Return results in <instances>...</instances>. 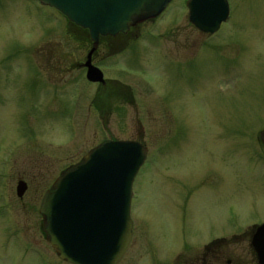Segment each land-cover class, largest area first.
I'll return each instance as SVG.
<instances>
[{"label": "rangeland", "instance_id": "1", "mask_svg": "<svg viewBox=\"0 0 264 264\" xmlns=\"http://www.w3.org/2000/svg\"><path fill=\"white\" fill-rule=\"evenodd\" d=\"M188 1L103 43L100 90L87 33L37 0H0V264H68L44 236L42 199L115 140L149 150L121 264H202L220 239L249 252L238 245L264 225V0H229L215 36L190 25Z\"/></svg>", "mask_w": 264, "mask_h": 264}, {"label": "water", "instance_id": "2", "mask_svg": "<svg viewBox=\"0 0 264 264\" xmlns=\"http://www.w3.org/2000/svg\"><path fill=\"white\" fill-rule=\"evenodd\" d=\"M70 23L87 30L93 49L84 67L87 80L104 85L103 72L92 63L101 38L127 34L131 28L160 17L173 0H38ZM189 22L205 35L217 34L231 16L228 0H190ZM264 141V131L261 134ZM135 141H112L90 152L65 172L42 201L53 249L69 264H119L133 238L131 217L134 183L148 158ZM27 183L20 181L23 199ZM254 249L264 264V225L256 230Z\"/></svg>", "mask_w": 264, "mask_h": 264}, {"label": "flooded vegetation", "instance_id": "3", "mask_svg": "<svg viewBox=\"0 0 264 264\" xmlns=\"http://www.w3.org/2000/svg\"><path fill=\"white\" fill-rule=\"evenodd\" d=\"M147 23H150V22H146V23L138 25L137 27L132 28L127 34H120L116 37L101 38L100 44L97 47L95 53L93 54L92 61H94L95 58L98 56L99 51H100L99 49L103 45L104 42H109V43L110 42H116V44H117V41L129 39V38H131L132 33L134 31L138 30L141 26H143L144 24H147ZM83 32L87 33L88 38L90 40L88 32H86V31H83ZM204 36H206V35H204ZM135 38L138 39L139 35L135 36ZM107 85H108V82H106L104 85H97V86L99 87L100 90H102L103 88H106ZM259 143L261 144L263 152H264V141L262 139H260ZM42 224L44 226V236L48 239L47 222L43 216H42ZM258 227L259 226L252 227L253 233H252V237H251L250 241L249 240H241V242H244L246 244H239L238 245V247H240V246H246L248 244L247 247H248L249 252H247V249H242V248L234 250L233 248H231L232 245H230L229 240H226V239L215 240L209 244L204 245L205 255H204V260L202 261V264H259L258 256H257V253L254 249V236L256 234V230L258 229ZM135 235H136V231H135V227H134L133 239H132L131 245L129 247V250H128L126 256L128 255V253L130 252V250L133 246V243L135 240ZM243 251L246 253H244ZM180 257L181 256L179 255V258ZM173 263L176 264L177 262H173Z\"/></svg>", "mask_w": 264, "mask_h": 264}]
</instances>
